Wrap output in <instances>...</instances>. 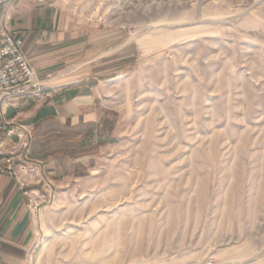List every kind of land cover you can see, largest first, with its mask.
Instances as JSON below:
<instances>
[{"label": "rangeland", "instance_id": "rangeland-1", "mask_svg": "<svg viewBox=\"0 0 264 264\" xmlns=\"http://www.w3.org/2000/svg\"><path fill=\"white\" fill-rule=\"evenodd\" d=\"M71 6L121 32L119 135L31 264H264V0Z\"/></svg>", "mask_w": 264, "mask_h": 264}, {"label": "crops", "instance_id": "crops-1", "mask_svg": "<svg viewBox=\"0 0 264 264\" xmlns=\"http://www.w3.org/2000/svg\"><path fill=\"white\" fill-rule=\"evenodd\" d=\"M2 19L22 38L23 52L43 81V96L22 98L8 118L32 132L29 157L43 163L51 184L46 200L52 199L93 176L118 139V110L106 92L120 69L121 32L77 14L71 0H15ZM6 145L13 150L17 140ZM46 200L30 206L16 180L0 178V264L33 262Z\"/></svg>", "mask_w": 264, "mask_h": 264}, {"label": "built area", "instance_id": "built-area-1", "mask_svg": "<svg viewBox=\"0 0 264 264\" xmlns=\"http://www.w3.org/2000/svg\"><path fill=\"white\" fill-rule=\"evenodd\" d=\"M14 1L0 0V178L16 180L19 190L29 199V205L34 206L38 199L46 200L45 192L51 184L45 179L43 163L29 157L32 132L10 120L8 110L18 106L24 97L40 98L45 89L23 52L22 38L10 33L3 23V11ZM13 138L17 145L11 150L6 143ZM33 185L39 189L33 190Z\"/></svg>", "mask_w": 264, "mask_h": 264}]
</instances>
